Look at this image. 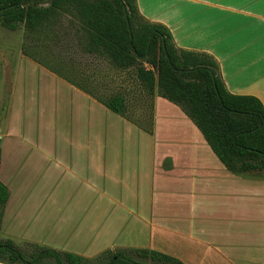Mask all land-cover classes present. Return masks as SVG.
I'll list each match as a JSON object with an SVG mask.
<instances>
[{
    "label": "crops",
    "instance_id": "crops-1",
    "mask_svg": "<svg viewBox=\"0 0 264 264\" xmlns=\"http://www.w3.org/2000/svg\"><path fill=\"white\" fill-rule=\"evenodd\" d=\"M138 6L147 20L170 29L177 48L212 55L229 92L264 105V0H138ZM160 105L175 109L173 120L160 123ZM152 112L150 126L120 115L151 139L154 175L144 182L126 180L140 170L143 155L109 153L96 137L73 140L65 167L73 184L25 181L13 190L9 181L26 166L16 162L20 151L10 146L7 128L0 179L10 195L2 238L24 252V245L35 246L91 261L107 251L149 249L185 264H264V170L230 171L169 100L156 95Z\"/></svg>",
    "mask_w": 264,
    "mask_h": 264
},
{
    "label": "rangeland",
    "instance_id": "rangeland-1",
    "mask_svg": "<svg viewBox=\"0 0 264 264\" xmlns=\"http://www.w3.org/2000/svg\"><path fill=\"white\" fill-rule=\"evenodd\" d=\"M87 46V33L71 11L59 12L50 23L35 31L27 30L24 25L11 31L0 24V136L3 135L0 150L1 139L9 128L10 146L20 151L16 162L21 167L26 166L19 176L9 181L13 190L25 181L30 186L73 184V174L65 168L73 159V140L96 137L106 140L109 153L115 149L120 153L143 155L140 170L137 166L135 172L127 173V182L131 183L134 177L141 182L152 181L154 149L150 137L47 68L62 71L94 95H124L130 119L150 126L155 97L141 85L135 68H117L108 58L88 51ZM160 111L165 115L160 123L176 116L173 108L160 105ZM22 139L27 142L16 143L21 140L22 144ZM43 153L46 157L40 156ZM28 164L34 166L30 173ZM57 193L68 195L60 190ZM133 218L131 214V223ZM0 236L5 237L3 232ZM23 249L28 255L40 251L38 247L27 245ZM131 255L150 264H167L139 258L135 253ZM106 260L107 255L95 263ZM53 263L49 259L42 264Z\"/></svg>",
    "mask_w": 264,
    "mask_h": 264
},
{
    "label": "trees",
    "instance_id": "trees-1",
    "mask_svg": "<svg viewBox=\"0 0 264 264\" xmlns=\"http://www.w3.org/2000/svg\"><path fill=\"white\" fill-rule=\"evenodd\" d=\"M61 11L74 12L79 18L87 33L88 51L108 58L117 68H135L136 77L148 94L178 105L230 171L264 170V105L261 100L229 92L217 60L207 53L177 48L170 29L147 20L139 10L138 0H0V24L11 31L20 25L35 31L50 23ZM24 53L29 55L26 49ZM32 58L43 64L35 56ZM47 68L112 112L130 119L124 95H94L62 71ZM9 195L8 186L0 180V230ZM38 248V253L28 255L12 239L0 236V262L42 264L51 259L53 264H150L131 255L135 253L139 258L185 264L149 249L107 251L91 261ZM105 255L106 261L95 263Z\"/></svg>",
    "mask_w": 264,
    "mask_h": 264
},
{
    "label": "water",
    "instance_id": "water-1",
    "mask_svg": "<svg viewBox=\"0 0 264 264\" xmlns=\"http://www.w3.org/2000/svg\"><path fill=\"white\" fill-rule=\"evenodd\" d=\"M23 1H25V0H23ZM126 15H127V13H126Z\"/></svg>",
    "mask_w": 264,
    "mask_h": 264
}]
</instances>
